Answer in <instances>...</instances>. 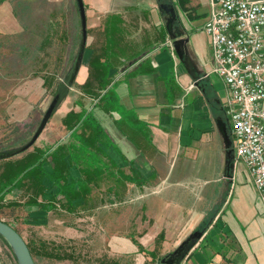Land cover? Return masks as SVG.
Masks as SVG:
<instances>
[{
    "label": "crops",
    "instance_id": "obj_1",
    "mask_svg": "<svg viewBox=\"0 0 264 264\" xmlns=\"http://www.w3.org/2000/svg\"><path fill=\"white\" fill-rule=\"evenodd\" d=\"M20 1L29 8L35 2L6 0L0 4V37L22 32L23 24L14 13ZM213 1L127 0L119 6V0H84L87 60H83L76 83L86 82L90 58L107 44L108 18L119 17L122 44L129 42V58H135L129 59V65L134 63L129 71L122 66L112 71L116 74L113 84L129 117L123 119L98 107L94 114L117 148H111V156L118 162H122L121 156L128 160L129 169L140 174L142 184H128L131 229L126 235L103 238L98 229H86L100 206L85 215L90 211L57 209L44 214L37 207L23 205L25 198L18 200L19 206L6 205L4 208H13L21 216L19 226L24 233L14 228L30 245L36 264H101L103 258L121 256H132L135 264H156L150 253H172L198 230L202 236L182 264H264V206L248 167L234 160L236 144L227 113V92L212 71L211 39L204 31ZM162 4L175 8L176 26L189 38L185 62L168 37ZM70 7L73 4L64 9L66 15ZM60 10L64 12L60 6L59 15ZM69 52L70 47L65 65ZM82 70L84 78L80 79ZM133 70L136 73L129 75ZM44 87L43 78L36 76L18 90L13 88L0 125L8 122L14 126L33 115L37 99L42 96L41 107L48 99ZM2 90L0 87V93H5ZM77 93L79 100H85L79 90ZM69 94L38 138L37 147L54 148L68 138L62 121L70 111L82 109L79 100L71 102ZM85 101L87 107L90 100ZM219 123L228 128L231 157ZM44 183L51 187L48 179ZM2 250L0 244V264H8Z\"/></svg>",
    "mask_w": 264,
    "mask_h": 264
},
{
    "label": "trees",
    "instance_id": "obj_2",
    "mask_svg": "<svg viewBox=\"0 0 264 264\" xmlns=\"http://www.w3.org/2000/svg\"><path fill=\"white\" fill-rule=\"evenodd\" d=\"M4 1L0 0V4ZM24 3L20 1L19 6L15 5L14 8L15 16L23 24L22 32L6 36L9 41L1 45L7 53L2 55L4 67L1 68L0 85L5 89L16 88L29 77L40 76L45 86L54 88L57 84L59 89L67 74L65 69L77 53V45L73 43L71 34L69 36V28L63 27L61 22L65 13L60 10L59 15V8L54 13L43 11L36 16L38 22L27 24L24 20L30 9L24 7ZM122 30L121 19L110 16L105 28L107 44L101 51H94L88 62V78L84 84L77 85L81 99L90 100L93 107L88 110L79 100L81 111L72 110L64 117L62 123L69 133L68 138L54 148L43 149L34 145L32 150L0 160V210L6 205L19 206L18 200L25 198L23 205L37 207L44 214L57 209L68 213L92 211L99 205L97 199L105 205L104 198L102 200L96 195L102 183H111L105 188L110 204L125 200L129 183L142 184L140 174L129 169L128 160L121 156L122 162H118L111 156V148H117L94 114V108L98 107L108 114L118 113L123 119L129 117V112L119 104L113 84L116 74L112 73L119 66L127 71L134 64L129 65V59L133 60L135 56L130 55L129 58V42L122 44ZM10 38L13 40L10 41ZM68 47L70 55L65 65ZM57 72L62 75L59 81ZM148 72L151 73V70ZM134 73V70L128 72L129 75ZM68 94L67 91L65 97ZM74 171L77 172L76 176L73 175ZM45 179L51 182V187L46 186ZM53 188L58 189L57 192ZM198 233H201L200 230ZM28 247L33 256L29 244ZM150 256L152 262L158 260L156 253L152 252ZM101 264H135V261L132 256H121L103 258Z\"/></svg>",
    "mask_w": 264,
    "mask_h": 264
},
{
    "label": "built area",
    "instance_id": "obj_3",
    "mask_svg": "<svg viewBox=\"0 0 264 264\" xmlns=\"http://www.w3.org/2000/svg\"><path fill=\"white\" fill-rule=\"evenodd\" d=\"M204 31L227 92L234 160L248 167L264 206V0H214Z\"/></svg>",
    "mask_w": 264,
    "mask_h": 264
},
{
    "label": "rangeland",
    "instance_id": "obj_4",
    "mask_svg": "<svg viewBox=\"0 0 264 264\" xmlns=\"http://www.w3.org/2000/svg\"><path fill=\"white\" fill-rule=\"evenodd\" d=\"M126 1L127 0H124V1L119 0V3H118L119 6H122V5H120V3H126ZM68 4H70V5L73 4V7H70L69 10L71 12L68 15H66L64 9L66 8V6ZM60 6L65 13V17H63L61 19L62 25H63V27L68 26L69 36L71 34L72 41H73V43H76L77 48H78V43H79V39H80V21H79V14H78V10H77L75 0H35V2H33L31 7L29 8L31 10H28V12H27L28 16H26L25 20H27V23H29V24H34V23L38 22V18L36 16L40 12L44 11V12L48 13L49 11L56 9V8H59ZM67 19H68V21H67ZM71 26H72V30H70ZM10 39H11L10 41L13 40V38H10ZM6 41H9L6 38V36L0 37V75L3 74V71H1V68L4 67V63H3L4 58L2 55L7 53L4 49V47L1 45ZM84 59H85V61L87 60V55H85ZM71 64H72V61L70 62L67 70L70 68ZM67 70L65 69L66 72H67ZM65 71H64V74H66ZM59 72H57L58 76L56 77L58 79V81H59V78L62 76V75H59ZM83 74H84V71L82 70L81 74H80V79H81ZM30 78H33V77H29L27 80H29ZM27 80H25L20 85H23ZM9 81L13 82L11 80H9ZM77 85L78 84L75 83L74 86L70 90L71 94H69V96L71 98V102H73L74 100H79L76 97V95H78ZM19 86H16V88H14V90H18ZM56 86H57V84L55 85L54 88H50L47 86L44 87V89L47 90V92H48V95H47L48 99H46V101L44 99L42 107L40 106V104L42 103L41 102L42 96L40 97V99H37V103H36L37 108H36V110H34V113L36 112V117H34V113H33V115H31L25 121H22L20 124L17 123V124H14V126H13V124H9L8 122H6V123H3L0 125V136L5 134L4 136L0 137V152L3 150L20 147L23 144L27 143L31 139V137L34 134V132L36 131L38 124H39L44 112L46 111L54 93L56 92V89H57ZM0 87H1V85H0ZM1 88L3 89L2 91L5 92V93H0V116L3 117V115L5 114V111H6V109H4V107L7 106L9 97L12 96V94L10 92L13 91V88L12 87H6L7 89H5L3 87H1ZM4 90H6V91H4ZM82 102L86 103L85 100H82ZM86 108H91L90 102H89V104H87ZM6 118H8V116ZM34 118H36V119H34ZM104 123L106 124V122H104ZM4 128H5V130H4ZM234 143L236 144V139H235ZM49 145H51V144H49ZM32 148L30 150H32ZM44 149H47V148H44ZM108 184L109 183H107V182L102 183L100 190L96 191V195H98V197L100 199L104 198V200H105L104 204L105 205H102V201L100 203L99 199L96 200L97 203L99 202V205L97 207L100 206L101 208H100L99 212L98 211L95 212L93 219L90 221V225H89V221H88V223H87L88 225L86 227V229L89 232H93V231H96L98 229L100 231L101 235L103 236V238L110 236V235H113V234L126 235V234H129V229H131V224L129 223V221H131V220H129V193H126L125 200H123L124 203H122L121 205H118V206L117 205L111 206L110 203L107 202L108 197L105 195L106 194L105 188H107ZM113 197H114V195L112 194L111 198H113ZM84 212H87V211H84ZM90 213H91V211L85 213V215H88ZM18 214H19L18 211H15L13 208H10V207L4 208V209L0 210V219L4 220L6 223L10 224L13 227L20 229V231H22V233H24V231L21 230L23 227L19 226V224L21 222V220H20L21 216ZM138 222H139L138 227L141 228L140 221H138ZM132 227H135V225H133ZM137 237H140V236H137ZM0 244L3 247L1 254L5 257L7 263L8 264H16V261L12 255L10 248L8 247V245L6 244V242L2 238L0 239ZM79 249H83V248H81L79 246ZM86 250H87V248H86ZM170 253H163V251L162 252L159 251L157 253L158 260L155 263L158 264L160 259L169 255Z\"/></svg>",
    "mask_w": 264,
    "mask_h": 264
},
{
    "label": "water",
    "instance_id": "obj_5",
    "mask_svg": "<svg viewBox=\"0 0 264 264\" xmlns=\"http://www.w3.org/2000/svg\"><path fill=\"white\" fill-rule=\"evenodd\" d=\"M79 21H80V39L78 44V50L76 56L69 68L64 80L63 86L56 90L54 93L46 111L44 112L38 127L31 139L20 147L3 150L0 152V160H6L18 156L28 150H30L38 138L45 130L47 124L58 110L59 106L65 99V93L76 83L77 76L81 70L84 60V54L88 42V24L87 15L84 0H75ZM160 10L165 24V29L168 33V37L175 49L177 55L181 61L185 62L186 59V45L189 42V38L186 37L185 30L179 29L176 26L177 13L175 8L169 7L165 4L160 5ZM219 128L223 134L228 151V155L231 157L232 147L228 128L225 124L219 123ZM0 236L7 242L10 250L15 257L17 264H36L27 242L22 235L10 224L0 219ZM202 234L195 232L182 242L179 247L169 255L162 259L161 264H182L184 258L188 255L189 251L197 244Z\"/></svg>",
    "mask_w": 264,
    "mask_h": 264
},
{
    "label": "flooded vegetation",
    "instance_id": "obj_6",
    "mask_svg": "<svg viewBox=\"0 0 264 264\" xmlns=\"http://www.w3.org/2000/svg\"><path fill=\"white\" fill-rule=\"evenodd\" d=\"M165 258V257H164ZM163 259V258H162ZM162 259H160V261H159V263L158 264H161V261H162Z\"/></svg>",
    "mask_w": 264,
    "mask_h": 264
}]
</instances>
